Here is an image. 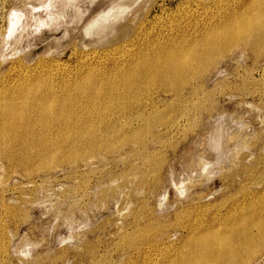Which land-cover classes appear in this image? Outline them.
Wrapping results in <instances>:
<instances>
[{
    "label": "rangeland",
    "instance_id": "374dc122",
    "mask_svg": "<svg viewBox=\"0 0 264 264\" xmlns=\"http://www.w3.org/2000/svg\"><path fill=\"white\" fill-rule=\"evenodd\" d=\"M238 1L0 0V93L43 79L56 88L67 86L68 94L74 96L68 99L72 110L75 108L73 131L82 129L78 121L82 119L83 123L89 121L86 124L109 120V127L116 124L126 129L130 115L127 127L144 139L143 145L124 143L122 139L130 131H119L98 143L93 152L96 158L63 161L64 151H57L59 146L52 140L44 148L55 151L59 163L53 160L49 169L40 168L42 159H25L29 152L35 155L44 150L39 149L42 144L30 146L33 149L28 151L10 150L4 144L7 155L0 157V264H164L175 253L174 247L184 243L187 228L208 226L218 209L213 207L216 201L232 205L264 196V53L258 56L254 50L234 48L218 59L208 75L202 74V81L184 83L168 93L157 85L146 86L130 100L132 104L120 99L121 104L107 102L93 108L81 97L72 101L78 95L71 84L89 70L93 76L107 77L136 46L145 47L152 38L156 41L179 29H191L185 27L184 19L189 10L194 8L201 20L213 17L218 5L235 7ZM130 26L134 33L128 40L131 44L136 38L135 46L125 49L127 42L114 44ZM103 77L97 78L100 88L105 84ZM138 101L146 114L152 107L158 109L160 126L153 131L140 134L142 117L134 114ZM124 103L136 105L134 111H124ZM77 108L84 111L77 113ZM76 113L81 115L78 120ZM90 113L91 117H84ZM62 127L50 131L57 137ZM105 127L99 129L105 132ZM38 128V134L44 131L52 138L47 128ZM218 142L229 147L224 150L228 156L217 163ZM252 264H264V256Z\"/></svg>",
    "mask_w": 264,
    "mask_h": 264
},
{
    "label": "bare ground",
    "instance_id": "6f19581e",
    "mask_svg": "<svg viewBox=\"0 0 264 264\" xmlns=\"http://www.w3.org/2000/svg\"><path fill=\"white\" fill-rule=\"evenodd\" d=\"M199 6L197 7V9L199 8ZM209 9L207 10L208 14H209ZM193 10L194 8L189 10L186 13V9L185 8L183 9V12L186 13L185 14L186 16L184 17V19L187 22L185 24L186 25L185 27L192 26L191 29L189 27L187 28L189 30H186V28L184 27L185 30L179 29L178 32L176 31L177 32L176 34L169 35V36L165 35V37L162 36V39H157V40L155 39L156 41H153V38H152V41L150 43L148 42L149 40L143 41V42H148L147 45L144 44V46L146 45L145 47L141 46L139 43L141 47L138 48L136 46L134 49H132V51H129L130 53L126 55L127 57L124 55L125 60L123 61L122 59V62L121 63L119 62L120 64L116 66L117 68L115 67L116 68L115 71L111 70L110 73L107 75V77L101 76L103 77V80L105 78L104 80L105 84H103L102 88H100L101 86L98 87L97 86L98 83H96L98 82L97 78L102 79L101 77H96L97 74L94 75L95 76L94 77L92 72H90V70L87 69L89 70V72L86 74V76H84L85 77L84 78L82 77L83 76L82 75L83 72H82L81 74L82 76H80L82 78L79 81L74 82V84H71L74 86V92L76 91L74 94L76 95V97L78 95V97L74 98V100L72 101H75V99H79V97H81L84 99V101L86 100L87 102H89L87 103L88 106L90 103H92L93 106H89V107H93V108L96 106V104L103 105L107 102H111L113 103V105L115 103H120L124 101L130 102V104H132L133 102L130 100L131 99L133 100V97H136L141 91L145 89L146 86L157 85L161 88H164V91L168 93V92H173L172 89H177L178 87H181L184 83L191 82V81H199V80L202 81L201 80L202 74L207 73L208 75L210 73L209 71H211V68L217 63L218 59H221V57H225L227 53L233 51L234 48H237L238 50L242 49L243 52L246 49L248 50L251 49V50H254L258 56L264 53V0H239L238 5L235 7H232L231 5H225L224 3L216 7V12L214 13L215 16L213 14L212 15L213 17L203 18L201 20H200L201 17L197 19V16L194 14ZM204 13L206 12L204 11ZM180 22L181 21H179V23ZM182 25L183 24L179 25V27ZM103 27L105 28V26ZM152 29H151V32H152ZM159 29L156 30L155 32L157 31L159 32ZM162 29L160 31H162ZM174 29L176 30V28ZM133 31L134 30L132 26L126 28L122 33H120L116 37V39L121 38V40L114 39L113 43L115 41L117 44L120 42H127L125 49L126 48L131 49L129 47L131 45L133 47L135 46L133 43L135 42L136 38L132 40L131 44H130L131 40L129 41L128 39L130 38V36L133 35L134 33ZM147 31L148 30H146V32ZM165 31H168L167 28ZM165 31L163 30V32ZM140 32L138 35L145 34L144 32L143 33H140ZM148 35H150V33ZM150 38L148 37V39ZM139 40H142V38H140ZM242 44H243V47H240ZM117 51H118V54L121 55L118 49ZM125 54H127V50ZM91 69L93 70V67ZM75 76L76 78H78L77 75ZM74 79L75 78L73 77L72 80ZM43 82H44V79L42 82L37 81V82L21 83L19 86L15 87L14 89H9L5 93H0V157L1 158H4L3 156L7 155V153L3 152V148H2L3 145L6 143H7L6 146L10 147L9 148L10 150L11 149L13 150L19 147V149L28 151L30 146L33 147L36 145L37 147V145L41 146V144L43 146H41L39 149H43L45 143L47 142L50 143L53 140L56 142L54 143L52 142V143L54 145L57 143L56 145L59 146V147H56L57 151L61 150V151H64L65 153L64 156H62L61 158L62 161L71 160L74 157H77L78 159H86V158L92 159V158H96L93 155V152H95V148L96 149L98 148L99 146L98 143H102V141L106 137L114 135L119 131H126L127 129L130 132L128 133V135H125L123 137L122 141L128 144L133 143V144L143 145L144 143L143 136L142 135L137 136L135 129H129L127 127L130 125L128 123L130 115L128 116V121L125 124L126 129L123 128V126L119 128L116 124H113L111 127H109V125L111 124L109 120H108V123L106 120L105 122L98 121V123L92 122L90 124H86L88 120L85 119L86 121L85 123H83V119H82V122L78 120L80 119L79 116L81 115L78 114L79 115L78 116L77 113L83 110L81 109L78 111V108H79L78 107L77 108L78 112L75 115L78 116L76 120H78L79 123L82 124V129L79 131H75L77 129L76 127V129L73 131L72 130L73 129L72 116L74 115L73 110L75 108H73L72 110L71 106H69L70 103L68 104V99L72 97L73 92L68 94L67 86H58V88H56L52 85H49ZM150 93L149 95L147 93L146 94L150 96ZM120 99L121 101L117 102ZM145 100H146V97H145ZM139 101L137 103V108L135 111L134 109L136 105L130 106L128 104V106H126L125 103H124L125 107L123 109L124 111L133 110L135 115L142 117V124H141L142 127L138 129L140 134L143 130L147 132L153 131L156 126H160L159 125L160 123L158 122L159 111L158 109L152 107L150 113L146 114L144 112L143 104ZM72 103H76V102H72ZM150 103L153 104V101H151ZM87 104H85V106H87ZM76 105H78V102ZM82 105L84 104H81V106ZM89 107H87L88 110L90 109L92 110V108L89 109ZM114 108L112 107L113 110ZM95 109H93V111ZM106 109L107 111H109L108 107H106ZM107 111L106 112L104 111L105 114L107 113ZM91 113H90V116L84 115V117L85 116L91 117ZM99 115L97 116L99 117ZM115 115L116 114H113L114 118H115ZM119 115H121V113H119ZM125 117H127V115H125ZM92 118H89V119L92 120ZM99 118H102V117H99ZM98 119H95V120H98ZM106 119H108L107 116H106ZM104 120L105 119H103V121ZM111 120L113 122L112 118ZM73 123H74V120H73ZM80 124L79 125L77 124V125L80 126ZM61 125L65 127V128L62 127L65 130V132L64 130L61 133L56 132L61 135L55 137L50 130L51 128L54 129V127L57 128L58 126H61ZM104 125H106L105 128H108L105 132L99 129L100 126L102 127ZM38 127L44 128V130L45 128H47L49 132L52 133L54 138L53 136H52L53 139L51 138V134H50V137L48 135L45 136L46 132L44 133L43 129H42L43 132H41L42 134L41 135L38 134L37 131L40 130ZM60 130L62 131V129ZM98 134L102 136L100 135L97 136ZM215 135L211 137L212 141ZM215 138H218V137L216 136ZM223 139H224V136H223ZM222 141L224 142V140ZM214 143L216 142H213V144ZM218 145H219V142H218ZM212 146L214 147L215 145H211V147ZM227 147H229V145H227L226 147L222 145L218 149L214 147L217 150V152L215 153L213 152L214 154H217L216 155V157H218L217 158L218 160H216L217 163L219 161H222L221 159L226 156L225 154L226 151L224 150H227L225 149ZM112 149H114V147ZM230 149L231 147L229 148V151ZM29 153L25 155L26 160L28 161L41 160V159L43 160V162L39 165L41 169H47L48 167H50L49 164L51 165V162L53 160L55 161L56 159L55 157L56 152L50 151L48 148H46V146L44 150H41L38 154L30 155ZM32 153L33 152H31V154ZM86 154H89L91 156L88 155V157H84ZM10 157H13V156H10ZM5 159L15 160V159H9V158H5ZM58 163L59 162H57V164ZM217 163L215 162V164ZM230 164L231 163H229V165ZM263 197L264 196H261L257 200L250 201V202H244V203L241 202L242 200L241 201L239 200L242 204L236 203L237 205L236 204L228 205L227 201H224L222 202L221 205H219V202L216 201L217 200L216 199L215 200L216 202L214 203L216 205H213V207H218V209H215L212 221L208 224V226H205V227L197 228V225H196L195 228L191 226L190 228H187L188 232H186L187 235H186V238L184 239V243L181 244L177 248L174 247V249H176L175 253L170 258V260L164 264H252L258 257L264 256V198ZM219 206H220V209H219ZM199 214L201 213L199 212ZM194 215L195 214H193V216ZM208 220L210 221V219ZM186 221H187V218H186ZM147 255L148 254H146V256ZM143 257L145 256L143 255ZM147 257L145 258L147 259ZM139 261H141V259Z\"/></svg>",
    "mask_w": 264,
    "mask_h": 264
}]
</instances>
